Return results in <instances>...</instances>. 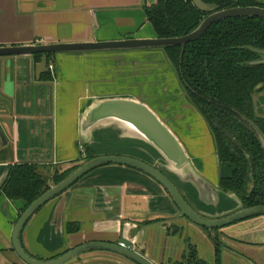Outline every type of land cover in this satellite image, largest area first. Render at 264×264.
Listing matches in <instances>:
<instances>
[{
    "label": "crops",
    "instance_id": "crops-1",
    "mask_svg": "<svg viewBox=\"0 0 264 264\" xmlns=\"http://www.w3.org/2000/svg\"><path fill=\"white\" fill-rule=\"evenodd\" d=\"M155 1L0 0V47L155 38L144 13V7ZM158 51L55 54L51 57L52 82L36 79L33 57L0 58V182L13 165H36L45 175L55 169H71L81 161L82 145L90 147L94 156L107 154L95 152L94 145H105L113 133L111 128L102 125L82 138V119L98 102L129 98L145 103L156 113L205 184L206 190L201 192L192 179L182 182L175 176L179 179L176 188L186 196L190 207L210 219L238 210V200L219 191V179L230 177L232 168L219 163L212 135L201 115L171 109L173 116L168 120L155 109L151 93L162 86L156 87V83L165 78V70L180 87L164 52ZM161 62L164 67L159 65ZM130 80L136 85H130ZM124 86L131 92L136 88L137 93L124 97L120 92ZM145 87L153 90L140 100L139 90ZM253 102L256 115L264 118V85L257 88ZM120 136L112 134L116 140ZM113 155L142 159L127 152ZM188 191L191 198L187 197ZM24 207L21 201L0 196V264H25L12 247V233ZM176 213V206L153 179L129 167L106 165L42 206L22 229L19 240L28 256L45 262L83 244H129L127 240L132 238L133 251L151 264H186L182 257L187 240L199 260L214 264L215 245L207 232L178 216L154 219ZM149 219L147 225L138 224ZM71 226L76 230H70ZM136 226L132 237L131 230ZM227 229L240 241L220 237L228 249L221 251V264H249L242 257L264 264V216ZM67 264L124 261L108 251L89 250Z\"/></svg>",
    "mask_w": 264,
    "mask_h": 264
},
{
    "label": "trees",
    "instance_id": "trees-1",
    "mask_svg": "<svg viewBox=\"0 0 264 264\" xmlns=\"http://www.w3.org/2000/svg\"><path fill=\"white\" fill-rule=\"evenodd\" d=\"M202 2L216 5L217 10L249 6L264 8V0ZM144 13L157 38L187 35L208 16V13L198 10L191 0H156L144 7ZM247 48L264 52V19H227L212 25L196 42L163 49L189 101L211 130L219 163L232 168L230 177L219 179V191L234 194L244 208L264 205V150L254 131L241 118L252 122L264 134V118L256 115L253 102L257 88L264 85V65H248L260 57ZM54 55L32 57L38 64L46 56L49 64ZM40 80L52 82L53 78L46 72ZM85 148L86 159H92L94 156L90 149ZM71 169L60 174L55 171L50 180L39 172L40 168L36 165H13L9 167L7 178L0 188V196L12 202H23L24 211L49 189L50 182L58 184L73 171ZM201 229L209 234L215 245L214 264H221L224 244L219 240L220 234L214 229ZM70 230L76 228L71 226ZM211 232H215L214 238H211ZM182 262L205 264L197 258L195 248L187 240Z\"/></svg>",
    "mask_w": 264,
    "mask_h": 264
},
{
    "label": "water",
    "instance_id": "water-1",
    "mask_svg": "<svg viewBox=\"0 0 264 264\" xmlns=\"http://www.w3.org/2000/svg\"><path fill=\"white\" fill-rule=\"evenodd\" d=\"M193 5L200 11L208 13V16L189 34L174 38H150V39H125L106 42H83V43H52V44H30L24 46L0 47V58L5 57H32L34 55L64 54V53H90V52H109V51H134V50H160L167 47H184L187 44L200 40L207 30L214 24L233 18H260L264 19V8L258 6L233 7L223 10H217L218 7L213 4H205L202 0H191ZM263 2V0H258ZM260 57L259 60L247 63L251 66L264 65V52L247 48ZM47 71V58L43 56L41 61L35 66V77L37 80ZM247 122L248 126L254 131L262 149L264 150V134L252 122L241 117ZM116 123L120 128H125L132 138L140 140L151 146L159 156L173 168V173L181 177L186 175L187 179L193 180L201 192L206 190V186L198 175L193 171L191 163L177 138L145 103L129 98H111L94 104L84 115L81 122L82 138L88 137L90 132L98 126ZM214 142V138H213ZM215 146V142H214ZM106 165H118L135 169L157 182L169 195L177 208V213L173 215H164L154 219H168L180 217L190 221L197 227L216 229L222 236L240 241L229 233L227 228H238L252 218L264 216V205L244 208L240 200L232 194L239 202V209L230 213L222 214L220 218L210 219L205 215L195 212L185 201L180 191L173 182L156 167H153L139 159L124 155H103L90 160L79 162L77 169L58 184L50 187L45 193L36 198L20 215L15 224L12 233V247L16 255L25 264H67L76 259L80 254L89 250H103L113 253L120 257L126 264H151L138 252L128 248H122L119 244L93 242L80 245L62 256L49 260H35L28 256L20 245L19 236L22 229L31 219V217L47 202L63 194L76 184L82 177L91 171ZM8 175V174H7ZM0 182V188L7 178ZM190 177V178H189ZM225 215V216H223ZM173 216V217H172ZM153 219V218H152ZM141 221L143 222L150 221ZM137 227L131 230V236L134 237ZM227 230V231H226ZM211 238L215 237V232H211ZM220 242L223 241L219 238ZM130 245L132 238L127 240ZM225 244V243H223ZM226 245V244H225ZM224 245V246H225ZM223 249L228 250L226 247ZM241 257V256H240ZM249 264H254L250 260L242 257Z\"/></svg>",
    "mask_w": 264,
    "mask_h": 264
},
{
    "label": "rangeland",
    "instance_id": "rangeland-1",
    "mask_svg": "<svg viewBox=\"0 0 264 264\" xmlns=\"http://www.w3.org/2000/svg\"><path fill=\"white\" fill-rule=\"evenodd\" d=\"M155 51H158V50H155ZM152 58L153 57L150 56V59H152ZM127 61H124V63H126ZM167 62H168V60H167ZM49 64L53 65L51 63H49ZM49 64H47V68H48ZM159 65L164 67V63L163 62H161ZM168 66H169L170 70L176 75V72H175L174 68L169 64V62H168ZM47 71L51 74V76L53 75L52 72L49 71L48 69H47ZM163 74H165V78L164 79L161 78V80L156 83V87H158V85H160V86L162 85L163 87L162 86L158 87V90L156 89V91H154V93H151L153 89H150V88H147V87H145L142 90H139L140 100H141V98L142 99L143 98H147L148 97V95H147L148 93L154 94V97H155L154 98L155 109H158V111H159L158 113H162L163 117L167 118L168 120L171 119V117L173 116V112L171 111V109H179L182 114L185 113V112L187 114L190 113V112L195 114L197 112V110L194 107H192L191 102L189 101V99H188V97H187V95L185 93L184 88L182 87L180 81L177 78V75H176V78H177V80H178V82L180 84V87L179 86L177 87V84L175 83L174 78L169 76V74H167V70H165V72ZM154 75H156L155 77H157L158 73L154 74ZM128 83L130 85H133L135 82L130 80ZM135 85H136V83H135ZM120 92L124 93V97H129L128 93H130L131 90L126 89L125 86H124V91L120 90ZM131 93H137V89L134 88V90ZM117 97H121V96H117ZM105 126H107V128H111L109 130H111L110 132H113V133H110V135H109L110 139L106 140L107 142H106L105 145L104 144L97 145V146L94 145V151L95 152L96 151H99V152L100 151H102V152L105 151L106 153L108 152L107 154H103V155H113L114 153H116V154H118V153L124 154L125 152H127L129 154H133L135 156H138V157L142 158V159H139V160H141V161H143V162H145V163H147V164H149V165H151L153 167H156L157 169H159L160 172H161V170L164 171L168 175V177L172 180L174 185L176 184V185L179 186V179L182 180V182L187 179L186 175H182L181 177L176 176L173 173V168L171 167V165L168 164L167 162H165L163 159L160 158V160H158L157 157H156L155 150L151 146H149L148 144L145 145L144 143L138 142L136 140H132V137H129L131 135L129 134V132H127V130L125 128H120V126L118 124H116V123H113V124L109 123L108 125H105ZM99 127H102V126H98L97 128H99ZM101 130H99L98 132H100ZM116 130H119V131L117 132ZM112 134L114 136H116V137L118 135L120 136V134H122L121 135L122 137L120 136V138H117L118 140H116V139H114L112 137ZM126 138H131V139H126ZM85 147L86 146H83V145L80 147V150H79L80 154H81L80 155V157H81V161L80 162H82L84 160H87L86 159L87 158V149ZM136 147H138V148H136ZM88 148H90V147H88ZM130 148L132 150H129ZM143 148H145L147 151L145 149H143ZM92 153H94V152H92ZM93 156H94V154H93ZM94 157H97V156H94ZM136 159H138V158H136ZM41 169L39 170V172L42 175H44L45 177H48L50 180L53 177L55 171H57L59 174L64 172V171L61 172L59 169H55V170H51V173L48 172L45 175L44 173H42ZM76 169L73 167V169H71V170H73L71 173H73ZM71 173H69V175ZM175 176L179 177V179H177ZM54 185H56V184H53V183L50 182L49 183V188L54 186ZM166 194H167V192H166ZM186 194H187V197H189V198L192 197V194L190 193V191H188ZM214 231L217 234H220L218 232V230L214 229ZM220 237H222V234H220ZM124 264H126V263H124Z\"/></svg>",
    "mask_w": 264,
    "mask_h": 264
},
{
    "label": "built area",
    "instance_id": "built-area-1",
    "mask_svg": "<svg viewBox=\"0 0 264 264\" xmlns=\"http://www.w3.org/2000/svg\"><path fill=\"white\" fill-rule=\"evenodd\" d=\"M53 65H48V70L49 71H51V72H53ZM130 244V243H129ZM129 244H126V243H124V242H122V243H120L119 245L122 247V248H128V249H131V250H133V244H131V245H129Z\"/></svg>",
    "mask_w": 264,
    "mask_h": 264
},
{
    "label": "flooded vegetation",
    "instance_id": "flooded-vegetation-1",
    "mask_svg": "<svg viewBox=\"0 0 264 264\" xmlns=\"http://www.w3.org/2000/svg\"><path fill=\"white\" fill-rule=\"evenodd\" d=\"M191 105H192V103H191ZM192 107H194L193 105H192ZM195 108V107H194ZM209 131H210V133H211V130H210V128H209ZM211 135H212V133H211ZM212 138H213V136H212ZM215 151H216V147H215ZM156 153V152H155ZM156 155H157V157H158V159L160 160V156L156 153ZM162 159V158H161ZM221 164V163H220ZM161 172L162 173H164L167 177H168V175L164 172V171H162L161 170ZM169 178V177H168ZM170 179V178H169ZM171 180V179H170ZM172 181V180H171ZM182 194V193H181ZM182 196L184 197V199H185V201L188 203V201H187V199H186V196L184 195V194H182ZM172 201V200H171ZM172 203H173V201H172ZM174 204V203H173ZM175 205V204H174ZM188 205H189V203H188ZM190 206V205H189ZM177 209V208H176ZM223 247H226V246H223Z\"/></svg>",
    "mask_w": 264,
    "mask_h": 264
}]
</instances>
